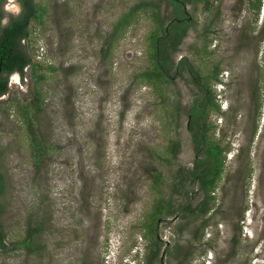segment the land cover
<instances>
[{
  "label": "rangeland",
  "instance_id": "1",
  "mask_svg": "<svg viewBox=\"0 0 264 264\" xmlns=\"http://www.w3.org/2000/svg\"><path fill=\"white\" fill-rule=\"evenodd\" d=\"M251 1L213 0L208 11L187 3L191 27L172 55L186 67L157 90L139 76L150 65L149 34L157 32L150 6L115 26L146 2L159 4L166 28V0H34L45 15L29 25L28 52L54 68L45 70L41 105L32 110L47 151L36 166L17 104L28 100L32 82L13 74L0 96V264L145 262L153 208L163 203L169 211L160 218L173 217L204 197L189 178L173 191L176 173L205 156L186 128V110L203 94L188 65L202 77L219 69L209 85L220 110L207 108L206 123L222 150L221 177L205 216L182 212L160 223L151 264H160L164 240L165 264H264V0L258 14ZM205 39L208 52L201 53ZM36 228L31 248L21 245Z\"/></svg>",
  "mask_w": 264,
  "mask_h": 264
},
{
  "label": "trees",
  "instance_id": "2",
  "mask_svg": "<svg viewBox=\"0 0 264 264\" xmlns=\"http://www.w3.org/2000/svg\"><path fill=\"white\" fill-rule=\"evenodd\" d=\"M20 1L23 5L22 13L17 16H10V21L6 25H0V96L4 95L8 91L7 76L10 73L17 71L21 76L20 80L22 82H24L25 76L28 74L30 81L32 82L28 95L29 98L23 103L18 101L17 104L19 106L22 119L26 125L27 132L31 138L33 161L37 166L45 156L47 147L37 139L36 129L33 126V115L41 105L42 93L40 91V84L45 78V70H47V68L49 70H53L54 68H52V66L44 65L42 61L33 59L28 52V39L30 36L29 25L31 22H35L38 25L43 23V17L45 15L44 6L39 3H35L34 0ZM2 2H4V0H0V21L4 14L1 8ZM166 2L168 5L172 6L170 14L171 22L166 26V28L163 26V16L159 10V4H148L146 2H141L134 6V8L118 20L115 26V29L126 27L129 25L131 15H135V13L144 5L150 6V15L156 24L157 32L153 31L149 34L150 65L147 69H144L141 73H139V76L140 78L145 79L148 83L152 81L154 88L157 90H160L165 83L172 82L171 79L177 69L182 72V70L186 67L184 59V61L181 60V62H179L178 68H176L172 58V55L177 51L181 40L187 34L189 27H191V24L187 19L189 15L184 11V5L187 3H192L194 5L202 4V9L204 11L210 10L213 6V0H166ZM260 3L261 0H256L254 2L251 1L249 3L250 7L255 10L256 14L259 13ZM160 31L163 32L165 37H161L159 35ZM262 32H264V25ZM208 33H211L209 26H207L203 35L207 36ZM25 40H27V45L24 43ZM208 46L209 42L205 39L201 50L199 49V52H208ZM195 53H198V51H195ZM172 68H174V73L170 74ZM188 68V72L190 71V82L194 84L197 89L201 90L203 86L205 93L208 91L202 101V104L205 106L208 105V107L203 110L207 120V108L213 107L216 111L220 110L219 105L215 103V94L212 93L209 85V80H218L219 69L217 66H213L209 69L208 74L202 77V75L194 72L190 65H188ZM27 69H30L28 73H26ZM196 101L197 98L194 102ZM187 110L191 114L189 131L192 134L194 148L203 152L205 156L203 159H195V164L192 169L187 170L186 172L182 169L176 173L173 191L179 192L186 178H189L191 182L198 180L204 194L201 202L194 207L191 204L186 205L185 203L181 205L179 209L184 207L182 212H191L196 216H205L211 208L210 202L213 199L211 192L215 188L216 179L222 171V150L217 142H212L208 139V130L210 128L209 124L203 122V124L199 126V120L197 118L198 116H201V111L198 107L193 105L192 108H188ZM175 146L174 142H171V145H169L172 155H175L177 150ZM153 176H155L156 182L159 178H161V175L157 172H154ZM1 186L2 184L0 180V190ZM184 193L188 195L189 192L185 190ZM166 208L167 207L164 206L163 203H159L151 211L148 219L150 223L148 224L145 222L146 235L150 239L151 255H146V259L143 264H151L152 259H155L158 255V249L156 247L158 244V238L155 232L156 222L160 217H162L163 213L167 210ZM203 223L205 225V221H203ZM37 229L38 228L30 229L21 245L30 249L31 240L33 239ZM5 247L4 233L0 227V248L3 249Z\"/></svg>",
  "mask_w": 264,
  "mask_h": 264
},
{
  "label": "flooded vegetation",
  "instance_id": "3",
  "mask_svg": "<svg viewBox=\"0 0 264 264\" xmlns=\"http://www.w3.org/2000/svg\"><path fill=\"white\" fill-rule=\"evenodd\" d=\"M7 1H14V4L16 5V7L20 9L19 12H18V11H16L15 13L9 12V11H8V9H9L8 3H9V2H7ZM1 8H2V10H3V12H4L3 17L1 18V21H0V25H1V26L6 25V24L10 21V16H12V15H13V16L20 15V13H22V11H23V5H22V3H21L20 0H4V2H2ZM184 11H185V8H184ZM185 12H186V11H185ZM179 62H181V60H178V61L175 63V67H176V68H178ZM189 72H190V71H189ZM13 74H18V75L20 76V74H19L17 71H14V72L10 73V74L7 76V78H8L7 81L9 80L10 76L13 75ZM179 74H180V71H179V69H177V70L175 71V74H174V76L172 77L171 80L174 81L175 78L179 76ZM217 81H218V80H217ZM203 89H204L203 86H202V89H201V90L198 89L199 91H201V92L203 93L202 96H201V97H199V96L194 97V98L192 99V104H191V106H189V108H192L193 105H196V106L198 107V109L201 111V112H200V115H201V116H198V118H197V119L199 120V126H200L201 124H203V122H206V115H205V113H203V110L206 108V106H205L204 104H202V101H203V99H204V96L207 95V92H208V91H206V93H205V91H204ZM217 95L220 96L219 93H218ZM196 98H197V101L194 102V100H195ZM194 103H195V104H194ZM201 104H202V105H201ZM203 114H204V115H203ZM202 115H203V116H202ZM190 116H191L190 112H189L188 110H186V118H187L186 128H187V130H189ZM196 159H201V158H198V157H197ZM194 164H195V162H194ZM220 175H221V173H220ZM220 175H219V177L216 179V183L219 182V180H220L219 178L221 177Z\"/></svg>",
  "mask_w": 264,
  "mask_h": 264
},
{
  "label": "water",
  "instance_id": "4",
  "mask_svg": "<svg viewBox=\"0 0 264 264\" xmlns=\"http://www.w3.org/2000/svg\"><path fill=\"white\" fill-rule=\"evenodd\" d=\"M184 8H185V5H184ZM185 11H186V8H185ZM187 12V11H186ZM189 19V17H188ZM189 203H186V205H188ZM184 210V207L179 209L173 217H167V218H159L156 222V236L158 239H161L159 237V225L161 222H172L174 220H176V218L182 213V211ZM164 246L162 248V251H161V255H160V264H165L164 263V256H165V253H166V250H167V247L169 245V241L167 240H164Z\"/></svg>",
  "mask_w": 264,
  "mask_h": 264
},
{
  "label": "clouds",
  "instance_id": "5",
  "mask_svg": "<svg viewBox=\"0 0 264 264\" xmlns=\"http://www.w3.org/2000/svg\"><path fill=\"white\" fill-rule=\"evenodd\" d=\"M19 10H20V9H19V8H17V11H18V12H19Z\"/></svg>",
  "mask_w": 264,
  "mask_h": 264
}]
</instances>
